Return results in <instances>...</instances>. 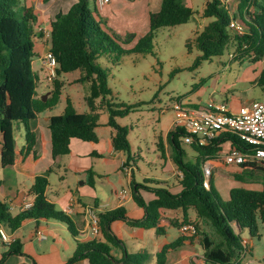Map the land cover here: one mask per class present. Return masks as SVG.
<instances>
[{"label": "trees", "instance_id": "obj_1", "mask_svg": "<svg viewBox=\"0 0 264 264\" xmlns=\"http://www.w3.org/2000/svg\"><path fill=\"white\" fill-rule=\"evenodd\" d=\"M237 1L235 15L229 12L222 0L207 1L203 17L212 21L194 39L202 52L196 65L203 60L221 56L230 48L234 50L233 59L247 58L252 63L264 61V0ZM94 2V10H91L88 0H76L67 12L58 13L50 21L49 52L57 61L56 79L51 97L43 101L37 96L38 78L33 66L34 58L38 56L35 51L36 39L44 37L39 30V16L35 8L26 5L23 0H0V146L3 168L13 166L16 162L15 123L21 122L24 130V146L20 154L24 156L35 152L37 137L31 128V121L58 104L64 87L58 77L74 71L81 73L79 83L89 84L90 94L85 98L89 111L78 113L68 101L64 113L51 118L49 129L53 159L56 161L69 155L73 139L99 142L96 128L99 126L101 106H106L109 112L108 125L114 130V151L130 152L128 129L117 120L130 111L115 108L116 105L110 99L113 91L107 81V72L95 63L98 56L111 51L112 45L119 49L121 46L102 27L104 21L99 15L96 0ZM193 16V9L184 4V0H162L160 9L149 15V32L140 39L133 51L151 46L160 28L187 24ZM233 18L242 22L244 34L230 27ZM187 46L191 49V41ZM256 82L264 89V66ZM186 136L181 128L167 134V142L172 149L171 159L182 174L177 176L181 192L173 193L161 181H148L154 183L153 186H134L136 182H133L132 199L143 210V216L131 218L124 205L99 212V238L88 242L76 240V252L68 258L67 264L82 259H87L90 264H144L146 258L131 255L124 241L114 233L112 225L116 221H123L134 228L155 229L159 236H165L170 227L180 229L185 224L195 225V235L181 234L161 249L158 254L160 263L187 241L193 243L196 237H200L204 264H238L247 249L242 232L248 230L252 237H260L264 229V167L244 166L245 171L235 176L236 179L247 177L252 180L256 171H259L262 189L234 188L226 200L215 191L212 176L209 180L210 189L205 187L203 165L207 160L217 159L226 146L243 148V142L231 132H224L206 144L193 142L190 146L196 153V162H191L186 159L183 148ZM158 149L161 157L167 159L164 138H159ZM126 164H129L128 160ZM51 171L52 168H49L35 177L30 191L35 199L30 209L13 215L9 206L0 201V228L5 227L13 233L30 220H54L68 225L72 235L78 236V229L73 227L69 215L57 209L56 204L48 198ZM89 173V185L94 187L96 173L93 170H89ZM141 191L153 193L155 199L147 202ZM191 210L195 217H192ZM172 214H180V218H173ZM112 248L121 249L120 259L112 254ZM21 254L22 243L15 240L3 253L0 264L9 255ZM193 264L196 263L193 261Z\"/></svg>", "mask_w": 264, "mask_h": 264}, {"label": "rangeland", "instance_id": "obj_2", "mask_svg": "<svg viewBox=\"0 0 264 264\" xmlns=\"http://www.w3.org/2000/svg\"><path fill=\"white\" fill-rule=\"evenodd\" d=\"M88 1L89 8L94 10V0ZM207 1L184 0V4L194 11L192 19L187 24L160 28L151 46L138 51L133 49L149 32V15L160 9L162 0H111V3L105 6L107 12L102 17V27L114 37L121 48L112 45L111 51L98 56L95 63L107 72V81L113 91L110 99L116 105L115 108L130 111L117 120L128 129L131 149L129 153H111L114 130L108 125L107 107L101 106L99 126L96 128L98 143L75 139L71 153L60 157V160H52L49 147L44 151L42 158L38 159L39 167L49 163L48 168H52L48 191L52 200L55 201L57 197L69 193V189L75 192L80 188L86 190L84 201L93 205V195L87 194L94 190L89 185V170L96 173L94 179L98 202L101 205L107 204V208L115 204L111 203V199H115L114 188L128 192L132 173L136 182L134 186H153L155 184L148 181L154 180L165 182L166 188L175 191L179 187L177 176L181 175L171 159L172 149L166 137L175 118V105L181 102L194 108H210L225 104L232 111H237L241 103H250L263 96L264 89L254 85L249 78L263 68L264 61L252 63L247 58L233 59L234 50L230 48L223 55L203 60L196 65V60L202 52L197 48L194 39L212 21L203 17ZM233 4L236 6L237 1ZM190 41L191 49L187 46ZM35 51L38 54L33 62L38 78L37 96L41 99L44 96L49 98L56 78L51 77L44 59H41V46L36 44ZM80 75V71H74L58 77L64 84L62 94L58 104L45 111L47 115H62L68 101L78 113L89 111L85 100L90 94L89 84L79 83ZM14 128L16 134L19 129L23 132L21 122L15 123ZM159 138L165 140L167 159L161 157L158 149ZM183 148L187 154L186 159L196 162V153L186 138L183 139ZM225 151L226 149L217 159L210 161L215 191L227 200L234 188L260 190V172L256 171L252 180L247 177L236 179V174L243 173L245 168L226 165L221 157ZM123 159L129 161V164H126L128 170L125 166L124 169L122 167ZM18 180L22 182V179ZM141 195L146 200L148 193L141 191ZM56 206L59 209V205ZM127 209L131 212L134 209L141 211L136 202L130 203ZM134 214L132 213V216ZM191 214L195 217L193 210ZM171 216L180 218V214ZM76 222L79 226L84 224L83 219ZM112 229L124 241L131 255L146 258L144 264H159L157 258L160 246L165 241L172 242L178 236V229L175 227H170L167 235L159 236L155 229L134 228L123 221L114 222ZM241 235L247 241V249L238 264H264V229L260 237H252L248 230H244ZM68 237L74 243V237ZM187 243L195 246L203 255L200 237H196L193 243L190 240ZM112 253L116 258L122 256L119 248H112ZM194 258L196 259L192 261L196 264H204V257L196 255Z\"/></svg>", "mask_w": 264, "mask_h": 264}, {"label": "crops", "instance_id": "obj_3", "mask_svg": "<svg viewBox=\"0 0 264 264\" xmlns=\"http://www.w3.org/2000/svg\"><path fill=\"white\" fill-rule=\"evenodd\" d=\"M23 2L35 8L37 15L40 19V29H48L50 21L54 20L56 15L60 12H67L70 7L76 2V0H50L45 2L44 0H23ZM95 5V2H94ZM66 6V8H65ZM107 7L100 8L98 7L100 17H103L107 12ZM36 44L40 45L42 48V56L41 59L45 56L47 52H49L50 44L48 40L44 37H38L36 39ZM262 70V69H261ZM261 70L256 73L250 79L254 85H258L256 79L261 72ZM264 97L257 98L255 100H260ZM254 101V100H253ZM249 103V102H247ZM245 103V104H247ZM241 103L240 106L245 105ZM218 105V104H217ZM239 106V107H240ZM53 116L47 115L45 112L40 114L36 119L31 121V128L36 133L37 142L35 145V152L22 156L20 151L24 146V130L23 132L19 129V133H15L16 138V150H17V158L16 162L13 166L3 168L1 165V146H0V201L6 203L10 212L13 215H17L18 213L24 211L23 206L27 202H34V195L31 194V187L34 184L35 177L43 174L47 171L50 164H46L42 167L38 166V159L42 158L44 151L49 147L52 156V144H51V131L49 129V125L51 122V118ZM173 130V126L170 128L168 133ZM167 133V134H168ZM114 132L112 133V136ZM167 137V136H166ZM75 139L72 140V143ZM79 140V139H76ZM90 143V142H88ZM81 146V145H78ZM224 149L228 150L229 147L226 146ZM224 151V150H223ZM221 151L220 153H222ZM115 152L112 146L111 153ZM53 160V157H52ZM60 160L58 158L56 161ZM126 161L123 159L122 167L127 169ZM49 165V166H48ZM78 165V163L76 164ZM172 168V166H171ZM128 170V169H127ZM171 170V169H170ZM127 172V171H125ZM130 174V172H127ZM22 179V182H19L18 179ZM133 182H135V178L132 173V177L129 180L130 189L128 192L124 189L119 190L114 188L113 193L115 195V199H111V203H115L114 206L110 208L107 204L101 205L98 201L99 198L97 196L96 191V183L94 187H91L93 191L91 193H87L88 195H93L95 201L93 205H90L84 201V197L86 195V190L77 188L76 191H72L69 189V193H65L62 197H57V200H52L47 191V195L50 201L59 205V210L65 211L67 215L73 221V227L78 229V236L74 237L69 230L68 225L57 222L54 220H40L34 221L30 220L23 224L15 232H10L8 229L3 227L15 240H19L22 243V251L21 255H9L6 260L1 264H67L68 258H70L77 249L76 239H79L80 242H88L98 237H93L90 232L89 222L85 214V208L88 206L95 207L99 212L105 210L115 209L119 206H128L130 203L134 202L132 199V190L134 188ZM262 189V188H261ZM121 191H126L128 194V199L124 202L119 200V193ZM172 191V190H171ZM88 192V191H87ZM173 193H180L181 188L178 187ZM146 201L149 202L155 199V195L153 193L147 192ZM71 209V213L66 210ZM138 211L134 209L132 212L129 211V216L131 218L137 219L143 216V210ZM132 213H135L132 216ZM83 219V226H79L77 224V220ZM43 233L46 235V239L40 240L37 238V233ZM79 235H81L79 237ZM167 235V234H166ZM181 235L178 229V236ZM68 236L74 237V243L69 239ZM85 236V237H83ZM174 241V240H173ZM246 240L244 239V242ZM247 242V241H246ZM14 243V242H13ZM170 242L165 241L160 249H162L166 244ZM9 249V245L2 242L0 239V259L3 256V253L7 252ZM161 250H159L160 252ZM158 252V254H159ZM113 254V253H112ZM202 254L198 252V249L195 246H190L186 242V244L180 248H178L173 253L167 255L166 259H164L163 263H160L159 259L157 261L159 264H193L194 256ZM122 257V256H121ZM120 257V258H121ZM118 258V259H120ZM74 264H90L87 259H82L80 261L75 262Z\"/></svg>", "mask_w": 264, "mask_h": 264}, {"label": "built area", "instance_id": "obj_4", "mask_svg": "<svg viewBox=\"0 0 264 264\" xmlns=\"http://www.w3.org/2000/svg\"><path fill=\"white\" fill-rule=\"evenodd\" d=\"M232 15L237 12V0H222ZM237 1L234 6L233 2ZM98 7L111 3V0H96ZM230 27L235 29L239 34L245 33V27L239 19L233 18ZM46 40L49 39L48 29H39ZM52 78L56 77L57 61L51 52H47L43 57ZM175 118L173 120V129L181 128L187 134L186 141L191 145L199 141L206 144L216 139L224 132H231L237 135L244 144L243 148L229 147L221 155L226 165L237 167H264V97L260 100H254L248 104L242 105L237 111H232L225 104H218L210 108H194L183 105L181 102L174 107ZM207 160L203 165L204 185L210 189L209 180L212 176V163ZM180 175H182L180 173ZM119 200L124 202L128 199L126 191H121L118 195ZM34 202H27L23 210H28ZM71 213V209L66 210ZM65 212V211H64ZM66 213V212H65ZM85 214L89 222L90 232L93 237L100 234L99 211L92 206L85 208ZM181 234L195 235L196 226L185 224L179 229ZM40 240L46 239L43 233H37ZM0 239L3 243L11 245L14 242L12 236L3 228H0ZM247 243L246 241L244 242Z\"/></svg>", "mask_w": 264, "mask_h": 264}, {"label": "water", "instance_id": "obj_5", "mask_svg": "<svg viewBox=\"0 0 264 264\" xmlns=\"http://www.w3.org/2000/svg\"><path fill=\"white\" fill-rule=\"evenodd\" d=\"M47 99H48L47 96H44V97L42 98L43 101H47Z\"/></svg>", "mask_w": 264, "mask_h": 264}]
</instances>
